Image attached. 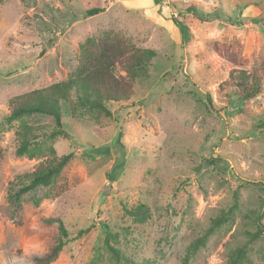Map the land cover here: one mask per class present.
<instances>
[{
  "label": "rangeland",
  "instance_id": "rangeland-1",
  "mask_svg": "<svg viewBox=\"0 0 264 264\" xmlns=\"http://www.w3.org/2000/svg\"><path fill=\"white\" fill-rule=\"evenodd\" d=\"M105 34L155 52L127 100L69 91L68 136L49 113L6 120L16 96L76 77ZM233 74L259 89L244 97ZM25 127L39 145L18 154ZM0 147L1 264H42L59 239L49 264H264V0H0Z\"/></svg>",
  "mask_w": 264,
  "mask_h": 264
},
{
  "label": "trees",
  "instance_id": "trees-1",
  "mask_svg": "<svg viewBox=\"0 0 264 264\" xmlns=\"http://www.w3.org/2000/svg\"><path fill=\"white\" fill-rule=\"evenodd\" d=\"M99 11H101V8L93 7L85 13L92 15ZM176 25L182 40L187 41L188 31L186 27L180 24ZM81 55L83 58L76 77L16 96L13 100V108L6 116V120H16L22 115L33 112L49 113L52 115L56 125L50 135L68 136V133L62 128L59 101H66L69 91L84 96L86 100L92 101L100 107L107 100L125 101L128 99L132 89L133 79L140 75V71L155 57V52L149 48L136 47L124 37L105 34L97 43L91 45L85 43L82 46ZM116 66H119L124 74L116 72ZM232 76L241 80L239 83L243 86L244 97L252 96L259 89L254 77L252 80L256 87L251 88L248 86L247 78L239 74H233ZM244 79H246L245 82H243ZM208 102L206 101V104ZM126 107L127 105L121 108ZM37 135L38 133L33 127H25L18 131L20 142L16 152L23 154L28 152L31 147L39 145V141L36 139ZM70 158L71 153H67L57 159L50 160L48 163H40L26 175L25 183L15 192L14 198L19 200L21 194L25 192L47 187L50 180L63 169ZM58 223L61 228L62 238H67L68 233L62 226L61 221H58ZM89 230L90 227L81 228L76 232L75 237H79ZM64 244L65 241L59 239L58 243L53 244L42 257H37L36 261L42 264H49L56 258Z\"/></svg>",
  "mask_w": 264,
  "mask_h": 264
}]
</instances>
